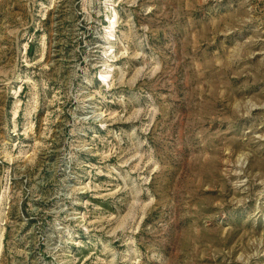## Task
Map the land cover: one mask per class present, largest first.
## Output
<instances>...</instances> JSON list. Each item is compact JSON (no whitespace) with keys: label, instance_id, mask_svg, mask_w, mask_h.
<instances>
[{"label":"rangeland","instance_id":"rangeland-1","mask_svg":"<svg viewBox=\"0 0 264 264\" xmlns=\"http://www.w3.org/2000/svg\"><path fill=\"white\" fill-rule=\"evenodd\" d=\"M0 264H264V0H0Z\"/></svg>","mask_w":264,"mask_h":264}]
</instances>
